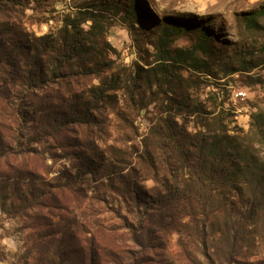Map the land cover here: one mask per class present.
<instances>
[{"label": "rangeland", "instance_id": "rangeland-1", "mask_svg": "<svg viewBox=\"0 0 264 264\" xmlns=\"http://www.w3.org/2000/svg\"><path fill=\"white\" fill-rule=\"evenodd\" d=\"M133 1L0 0V264H264V0ZM200 39L205 66L179 61ZM216 135L233 167L195 183L205 212L146 209Z\"/></svg>", "mask_w": 264, "mask_h": 264}, {"label": "trees", "instance_id": "trees-1", "mask_svg": "<svg viewBox=\"0 0 264 264\" xmlns=\"http://www.w3.org/2000/svg\"><path fill=\"white\" fill-rule=\"evenodd\" d=\"M15 1V0H10ZM136 0L133 1L134 4H136ZM260 16H264V13L255 15L252 19L248 20V26H257V18ZM172 21V20H170ZM168 24V23H167ZM168 26L172 28V31L180 30V28H186L188 25L186 24H178L177 22H169ZM182 26V27H179ZM66 31L71 32L70 38L65 41L64 44V56L63 59L67 63L69 62L74 56H77L80 53L84 52V45L83 41L86 39L87 33L83 31L78 25L72 24L70 30ZM174 35L169 32H165L164 36L161 37V45H166L170 38ZM206 45L205 39H200L199 43L195 45L190 51H179L180 55H178V60L182 61L184 63H196L199 62L198 68L201 66H205V62L198 60L194 53L197 50H203ZM36 66V65H35ZM195 66V65H193ZM61 67V64L59 65ZM197 68V66H195ZM194 67V68H195ZM197 68V69H198ZM57 70L58 68H54L50 71V73L53 75V78L57 77ZM35 75L32 73L31 76ZM59 76V75H58ZM52 78V79H53ZM30 83H34L33 77L29 79ZM32 85V84H31ZM169 125V124H168ZM168 125H166V129H169ZM62 127V126H61ZM251 131H253V136L255 139H260V142H264V115L261 113H257L251 116ZM213 140V139H212ZM200 141V139L193 137L192 138V144L198 145L195 142ZM201 141L199 142V144ZM228 143L225 141V139H222L215 136L214 140L209 143L207 141H202V144L199 146V151H194L193 154L196 153L197 156H193L195 160L190 159V154H192L191 151H187L185 154H183V165H181L180 169L187 170V174L181 178V182L174 181L173 183L170 182L169 184H166V192H165V198H168L166 200H162L163 196L159 192H156L153 196V200L147 202L144 207L150 211L155 210L156 213L159 215H164L163 208H166L169 211L168 206L174 205L176 208L177 215H188L187 212H195L196 210L201 211L203 214L205 212V203L202 201V199H199V196L193 195V189L196 182L199 184V189H201L200 185H203L204 183L208 182H216L219 180L220 176L224 177V180L228 179V177H231V168L233 165H230L228 162H230V159H232L231 154L227 148ZM180 152V151H179ZM181 154V153H180ZM181 154V155H182ZM186 166V167H185ZM198 167V170L195 172V169ZM215 190H218V187L213 188ZM126 192L127 196L131 197L132 194H134L135 199L133 200V204L136 206H139V203L136 200V196H138L137 192V186L133 185H127L126 186ZM158 193V194H157ZM20 196V197H19ZM17 196V201H19L22 205H27L31 202V205L36 204V198L37 196L35 193H32L30 197L22 198V195ZM159 197V198H158ZM156 198H158V202L156 201ZM157 202V205H155ZM160 206V207H158ZM166 210V211H167ZM184 212V213H183ZM183 213V214H182ZM206 214L202 215L205 216Z\"/></svg>", "mask_w": 264, "mask_h": 264}]
</instances>
